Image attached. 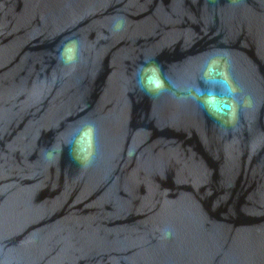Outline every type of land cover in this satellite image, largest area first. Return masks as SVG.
<instances>
[{
  "label": "water",
  "instance_id": "95a60500",
  "mask_svg": "<svg viewBox=\"0 0 264 264\" xmlns=\"http://www.w3.org/2000/svg\"><path fill=\"white\" fill-rule=\"evenodd\" d=\"M0 264H264V0H0Z\"/></svg>",
  "mask_w": 264,
  "mask_h": 264
},
{
  "label": "clouds",
  "instance_id": "9594fccd",
  "mask_svg": "<svg viewBox=\"0 0 264 264\" xmlns=\"http://www.w3.org/2000/svg\"><path fill=\"white\" fill-rule=\"evenodd\" d=\"M165 235H166V236H167V235H170V233L166 232Z\"/></svg>",
  "mask_w": 264,
  "mask_h": 264
},
{
  "label": "snow or ice",
  "instance_id": "6c2138e0",
  "mask_svg": "<svg viewBox=\"0 0 264 264\" xmlns=\"http://www.w3.org/2000/svg\"><path fill=\"white\" fill-rule=\"evenodd\" d=\"M71 50L69 49V52H70ZM85 135L87 136V135H89V133H85Z\"/></svg>",
  "mask_w": 264,
  "mask_h": 264
}]
</instances>
